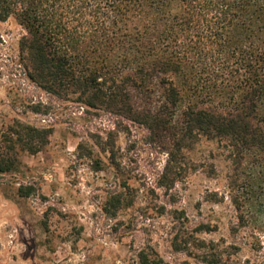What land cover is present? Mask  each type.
<instances>
[{
	"label": "trees",
	"instance_id": "16d2710c",
	"mask_svg": "<svg viewBox=\"0 0 264 264\" xmlns=\"http://www.w3.org/2000/svg\"><path fill=\"white\" fill-rule=\"evenodd\" d=\"M10 17L25 31L18 64L26 77L85 114L110 117L106 139L95 142L101 151L113 153V133L142 130L166 155L156 181L167 192L199 166L192 156L201 140L213 142L230 164L226 193L210 194L228 199V230H246L261 214L264 0H0V21ZM29 110L48 107L37 101ZM53 131L13 120L0 132V174L42 151ZM23 189L20 196L35 192ZM121 206L116 193L103 210L114 216ZM216 259L202 253L200 261Z\"/></svg>",
	"mask_w": 264,
	"mask_h": 264
},
{
	"label": "rangeland",
	"instance_id": "374dc122",
	"mask_svg": "<svg viewBox=\"0 0 264 264\" xmlns=\"http://www.w3.org/2000/svg\"><path fill=\"white\" fill-rule=\"evenodd\" d=\"M24 33L14 18L0 21V132L15 119L54 131L42 151L22 154L16 171L0 174V264H208L202 253L217 258L213 264H264V200L247 229L232 233L228 199L210 196L226 193L230 166L215 143L201 140L197 169L164 192L156 181L166 157L159 144L129 128L112 134L113 153L96 147L110 117L36 87L18 64ZM37 101L47 114L29 110ZM19 186L35 192L20 196ZM116 193L122 206L112 216L103 207Z\"/></svg>",
	"mask_w": 264,
	"mask_h": 264
}]
</instances>
